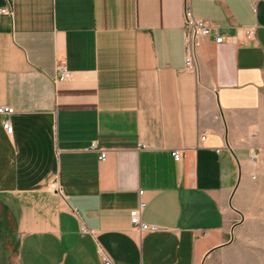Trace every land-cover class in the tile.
Instances as JSON below:
<instances>
[{"label": "crops", "instance_id": "0c3cea01", "mask_svg": "<svg viewBox=\"0 0 264 264\" xmlns=\"http://www.w3.org/2000/svg\"><path fill=\"white\" fill-rule=\"evenodd\" d=\"M187 8L224 41L189 36ZM1 9L0 264H203L227 244L264 112V0ZM140 190L155 232L131 224Z\"/></svg>", "mask_w": 264, "mask_h": 264}, {"label": "rangeland", "instance_id": "374dc122", "mask_svg": "<svg viewBox=\"0 0 264 264\" xmlns=\"http://www.w3.org/2000/svg\"><path fill=\"white\" fill-rule=\"evenodd\" d=\"M251 153L252 175L245 179L234 199L236 222L227 244L215 250L203 264H264V112ZM253 152L256 160L252 159Z\"/></svg>", "mask_w": 264, "mask_h": 264}, {"label": "built area", "instance_id": "2783aa9c", "mask_svg": "<svg viewBox=\"0 0 264 264\" xmlns=\"http://www.w3.org/2000/svg\"><path fill=\"white\" fill-rule=\"evenodd\" d=\"M1 12L7 11L6 9H1ZM184 29L187 32L189 36H199V35H213L215 37V41L217 43H222L224 41V36L218 31V28L215 26H211L210 24L197 20L193 17L192 12L190 8H187L185 10V24ZM255 27L254 26H247L245 27L246 32V38L251 40L255 37ZM186 66H190L192 64L191 55L187 58L185 62ZM57 72L58 77L60 80H67L71 77V72L67 67L65 60H59L57 62ZM14 112L13 107L10 106H0V114L5 115V118L3 119V128L7 132V134H12L13 132V126L11 124V121L9 119V116ZM204 136H201V139H203ZM92 150H100L99 158L101 160H104L106 158V151L103 149H99L95 144L91 146ZM173 156L176 160H178L181 157V152L179 150H176L173 152ZM252 159L256 160V155L253 152ZM143 195V190L139 191V202L138 205L130 210V220L131 224L137 228L141 233L144 232H155L159 230V227L154 224H150L145 222L142 219V211L146 206V203L144 200L141 199V196ZM105 264H111L109 260H106Z\"/></svg>", "mask_w": 264, "mask_h": 264}, {"label": "water", "instance_id": "95a60500", "mask_svg": "<svg viewBox=\"0 0 264 264\" xmlns=\"http://www.w3.org/2000/svg\"><path fill=\"white\" fill-rule=\"evenodd\" d=\"M239 212V211H238Z\"/></svg>", "mask_w": 264, "mask_h": 264}]
</instances>
